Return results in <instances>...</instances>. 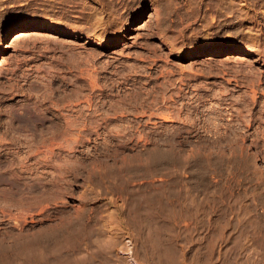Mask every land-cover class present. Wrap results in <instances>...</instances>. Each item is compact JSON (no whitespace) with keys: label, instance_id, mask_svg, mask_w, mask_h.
<instances>
[{"label":"rangeland","instance_id":"obj_1","mask_svg":"<svg viewBox=\"0 0 264 264\" xmlns=\"http://www.w3.org/2000/svg\"><path fill=\"white\" fill-rule=\"evenodd\" d=\"M0 264H264V0H0Z\"/></svg>","mask_w":264,"mask_h":264},{"label":"bare ground","instance_id":"obj_2","mask_svg":"<svg viewBox=\"0 0 264 264\" xmlns=\"http://www.w3.org/2000/svg\"><path fill=\"white\" fill-rule=\"evenodd\" d=\"M33 28L34 29H48V30H51V31H58V30H60L59 28H57L53 24L47 23V22H37L36 24H34V27ZM17 33H19V32H17ZM22 36H24V34L22 32H20L19 34H17V36H15L14 39H17V38L22 37ZM95 44L96 45H102V42L96 41ZM223 50H224V48H222L220 46H215V47L211 48V51L213 53H218V52L223 51ZM232 51H234V52H240V53L254 54V52L244 50L243 48H234Z\"/></svg>","mask_w":264,"mask_h":264}]
</instances>
